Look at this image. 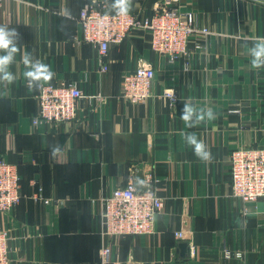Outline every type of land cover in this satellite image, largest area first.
<instances>
[{"label":"crops","instance_id":"obj_1","mask_svg":"<svg viewBox=\"0 0 264 264\" xmlns=\"http://www.w3.org/2000/svg\"><path fill=\"white\" fill-rule=\"evenodd\" d=\"M109 2L115 11V0ZM83 6L84 0H6L0 9V25L20 37L8 69L15 80L0 81V158L18 166L21 177L20 204L0 215L11 264H104L105 243L112 246L110 264H264V200L235 199L230 174L234 150L264 148V66L253 68L250 54L264 38V0H130L132 14L150 17L173 6L210 31L204 51L191 45L188 61L176 62L154 53L143 30L101 59L80 39ZM24 53L54 72L39 83H73L101 100L80 101L73 125H34L39 103L24 75ZM144 65L156 71L152 98L121 101L123 76ZM169 90L175 103L165 97ZM185 104L194 110L191 127L181 118ZM192 134L209 160L195 154ZM148 173L165 201L154 233L107 242L100 199L132 176L143 186ZM41 190L64 205H46L37 199ZM225 250L242 252V261L226 260Z\"/></svg>","mask_w":264,"mask_h":264},{"label":"built area","instance_id":"obj_2","mask_svg":"<svg viewBox=\"0 0 264 264\" xmlns=\"http://www.w3.org/2000/svg\"><path fill=\"white\" fill-rule=\"evenodd\" d=\"M6 0H0V9ZM81 41L98 49L102 58L107 57L112 46L123 44L135 30H143L151 36L150 47L154 53L165 56L169 62L188 61L191 45L195 51H204L210 31L200 27L194 13L182 12L173 6L157 8L152 16L119 15L113 11L109 0H84L80 13ZM188 69V64L185 66ZM108 66L102 71L107 72ZM156 71L150 65L136 68L123 76L121 101L140 105L153 96ZM39 103L34 125L58 126L77 123L78 104L84 99L101 100L87 96L76 84L40 83L36 88ZM165 97L176 102V94L169 90ZM77 125V124H76ZM230 174L233 197L244 205L264 200V148L236 149L230 155ZM157 179L153 173L145 176L143 186L130 177L126 187L117 188L110 196L100 199V235L107 242L127 236L151 235L155 231L157 217L165 209V201L157 194ZM19 168L0 158V215L11 213L21 200ZM37 199L46 205L63 206L58 200L45 199L42 190ZM10 235L0 222V264H11ZM195 254L196 249L190 248ZM104 264L111 263L112 246L105 243L101 251ZM226 260L242 261V252L225 250Z\"/></svg>","mask_w":264,"mask_h":264},{"label":"clouds","instance_id":"obj_3","mask_svg":"<svg viewBox=\"0 0 264 264\" xmlns=\"http://www.w3.org/2000/svg\"><path fill=\"white\" fill-rule=\"evenodd\" d=\"M113 9L117 11L119 15H127L130 10V0H115L112 5ZM19 33L15 28H9L4 25H0V51L4 52V55H0V81H6L12 83L15 80V76L8 70L9 66L14 62L15 54L20 51L18 46ZM250 54L253 57L252 67L260 68L264 66V38H257L254 42V47L250 49ZM22 62L28 69L24 75L28 81V84L33 89L40 87V81H51L55 75L51 71L50 67L38 60H33L30 54L24 53L22 55ZM193 108L185 104L182 114V120L185 121L189 127V121L193 115ZM209 118L212 119L211 112L208 113ZM198 120H203V116H199ZM188 143L194 146L195 154L203 160L210 159L209 151H206L205 145L202 141H198L194 134L188 136ZM143 184L144 181H139Z\"/></svg>","mask_w":264,"mask_h":264},{"label":"water","instance_id":"obj_4","mask_svg":"<svg viewBox=\"0 0 264 264\" xmlns=\"http://www.w3.org/2000/svg\"><path fill=\"white\" fill-rule=\"evenodd\" d=\"M181 248H182L184 251H187V252L191 253V252H190V247H188V245L184 244V245L181 246Z\"/></svg>","mask_w":264,"mask_h":264}]
</instances>
